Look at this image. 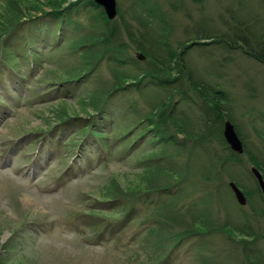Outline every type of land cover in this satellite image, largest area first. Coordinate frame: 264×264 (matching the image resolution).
<instances>
[{"label": "rangeland", "instance_id": "obj_1", "mask_svg": "<svg viewBox=\"0 0 264 264\" xmlns=\"http://www.w3.org/2000/svg\"><path fill=\"white\" fill-rule=\"evenodd\" d=\"M8 1L0 0L4 15L9 10L2 11L3 3ZM116 2L117 10L135 30L141 28L138 20L144 21L148 10L157 12L165 21L166 37L173 48L196 39L206 46L215 36L227 39L236 32L245 46L264 56V0ZM49 10L48 6L43 8ZM43 11L34 12L33 6L22 9L26 21L10 38L9 46L18 52L16 68L23 74L21 80L12 71H5L0 59V256L8 264H247L245 255H260L264 260L263 241L245 249L239 242L247 238L241 231H264V204L249 172L255 165L243 155L237 162L227 159L230 153L219 135L218 121L217 134H207L216 115L207 110L210 121L204 125V115L186 101L176 102L180 96L175 91L173 119L183 125L189 137L177 134L175 144H164L160 137L150 138L152 131L140 138L149 126L137 121L152 113L169 92L152 86L140 92L117 91L120 93L112 100L107 118L96 117L93 92L100 83L108 86L114 82L106 62L77 82L58 83L83 73L78 62L82 53H73L66 46L82 42L83 34L92 29L89 22L97 23L91 19L95 10L87 6L71 12L75 25L62 26L65 47L61 49L54 47L59 20ZM26 15H34L36 24H47L41 25L43 31L51 33L30 34L34 23ZM150 17L149 28L155 35L163 25ZM3 28L0 25V40L5 37ZM201 33L214 35L199 39ZM29 35L38 38L35 51L42 56L33 70L24 52ZM127 50L133 57L142 54L135 53L133 45ZM3 59L14 61L8 51H4ZM185 63L184 71L191 69L194 77L220 86L228 94L222 113L229 110L226 120L234 125L250 154L263 162L264 59L246 56L241 47L234 51L209 45L190 50ZM124 69L130 77L136 74L135 69ZM53 78L56 83L42 84L44 79ZM37 81L42 84L37 92L48 91L41 98L31 92L37 88ZM59 114L71 117L62 124ZM92 119L95 130L104 134L101 139L85 131L84 126H90ZM128 128L132 131L124 134ZM122 134L139 140L122 147L115 137ZM81 141L86 143L78 149ZM86 145L90 146V156L85 154ZM147 166L182 177L180 187L167 195L143 192L156 180L146 175ZM161 172L157 174L160 181L164 178ZM229 182L247 192L245 206L237 204ZM108 191L114 193L109 197L124 194L123 200L109 198L104 202L102 194ZM193 223L201 224L204 233L183 239L184 230ZM8 242L13 248L5 253L3 245Z\"/></svg>", "mask_w": 264, "mask_h": 264}, {"label": "trees", "instance_id": "obj_2", "mask_svg": "<svg viewBox=\"0 0 264 264\" xmlns=\"http://www.w3.org/2000/svg\"><path fill=\"white\" fill-rule=\"evenodd\" d=\"M67 3V6L64 7V4ZM4 6L2 8V11H6V9L9 10L8 13L5 15L0 12L1 18H0V25H2L3 33L5 34V37L0 40V49L2 56H0V59L3 60V66L6 68L5 71H12V75H14L16 78L21 80L23 77V74L19 73V70L16 68L17 62L16 60L19 59L17 57V51L14 52L12 46L10 47V38L14 31H16L19 26L26 20L23 21V13L22 9L28 10L29 7L33 6L34 12H41L43 11V8L48 6L50 8L49 12L43 11V14L50 15L53 20H59V28L56 30V35H54V47L55 49H61L62 47H65V38L64 43L62 40V31L61 28L64 25V23L69 25H75V22L72 21V11L78 10L79 8H85L87 6L90 7V9H94L95 14L92 15L91 19L94 20V22L97 20V23L89 22L92 29H90L86 34H83L81 37L82 42H80L77 46H74V44L70 43L67 47V49L73 53H82V57L78 59V62H80V65L82 67V74H80L79 77L71 79V80H59L58 83L60 84H67L71 82H77L81 79V77L86 76L89 74L98 64H101L103 62H106L110 66V69L114 76V82L110 83L108 86H104L102 83H100L97 86V89L93 92L91 100H96L94 107H95V116H99L100 118L106 119L107 114L109 111L112 110V100L119 95L120 92H117L119 90H123L122 92L125 93L129 91L130 89L132 91L140 92L143 89L151 88L152 86H157L162 89L168 90L167 98L163 100L162 103H158L154 107V111L150 114H147L146 117H144L142 120H138L137 124L140 125L143 121H145L149 127H146L145 131H142L140 134V138H142L145 133L148 134V132H152L150 134V138L153 137H160V141L164 144H175L176 143V135L177 134H184L187 137V131L183 127V125L178 124L173 119V109L175 108V104L172 100V96L174 95V92L177 91L178 95L180 96L176 102L179 101H186L198 108L200 111L202 117L204 115L203 123L210 121L208 116V111L214 113L216 115V120L213 118L211 120V123L207 127V134L215 136V132L217 134V128L215 121L219 122L218 132L221 137V140L223 142V145L226 147V149L229 151V156L227 159L230 162H237L241 155H237L233 153L225 144V141L222 137V128L221 124L225 119H227L228 111L226 114L222 113L221 107L223 102L228 101V94H226L220 86L214 85V84H207V81L203 79L196 78L192 75L191 69L187 68V70H183V67L186 66V56L189 53L190 50L196 49V48H206V46L209 45H218L221 46V48H228L229 50H240L245 51L246 56L250 58H254L256 60H262L264 59V56H260L257 54L256 50L253 48H249L245 46L247 43L245 40L240 37L236 32H234L231 35V38H224L223 36H215L216 39L212 42H207V45L205 46L202 44V42H199L196 40H187V42H183L180 47L173 48L170 43L168 42V37H166V25L163 18L157 14V12L148 10V12L151 14V16L160 22L162 24V28L159 27L160 31L157 34H153L150 30V21L151 17L150 14L147 13V18L143 20H138L139 24L141 25V28L135 30L129 24L124 20L123 16L121 15L120 11H118L117 17L109 21L105 17L103 10L98 5L94 4L93 0H45L44 3L40 2L39 0H30V1H17V0H10L8 3H3ZM64 13L62 14V11ZM146 14V13H144ZM28 16V15H26ZM31 22H36V18L34 15L28 16ZM12 19V20H11ZM41 25L47 26V24L42 23ZM40 24H33V31H31L30 34H36L41 33L43 31V28ZM169 29V28H168ZM78 30V29H77ZM43 32H46L47 34H50L51 32L49 30H45ZM10 33V34H9ZM214 35V34H211ZM210 34H202L199 37V39H208L211 36ZM123 37L125 40H123ZM230 37V36H229ZM60 38V39H59ZM80 39V38H79ZM38 41V38L33 37L32 35H29V37L26 39V52L27 56L29 57V63L30 68H34L35 65L38 64V60L42 58L38 53H36L35 44ZM229 41V43H226ZM40 42H43V38L40 40ZM4 43L5 46L2 44ZM243 43V44H242ZM133 45V51L135 53L140 52L145 57L143 61H140L137 59L136 56H132L131 53L128 52V48ZM244 49V50H242ZM4 51H8L10 55L14 58V61H5L3 59V53ZM16 57V58H15ZM1 62V61H0ZM130 67V69H135L136 74L132 75L133 77H130L126 70L124 68ZM122 70H119L121 69ZM6 73V72H5ZM176 73V75H175ZM61 79V78H59ZM42 84L49 86L51 83H56L57 81L53 78L51 81H48V79H44ZM38 84V85H37ZM41 82H35V85L37 88H33L31 90L32 94L34 96H37L41 98L45 94L48 93V91L44 92H37V89L40 85H42ZM184 85V86H183ZM19 88V87H18ZM51 90V87L48 89ZM190 94L194 96H189ZM89 98V97H88ZM197 99V100H196ZM200 100V103L199 101ZM83 110H87L86 107H82ZM208 110V111H207ZM92 114L87 116V119L90 118ZM95 116H92L94 119ZM71 116H68L66 118H63V114H59L58 118L61 119L60 123L65 124ZM92 119L90 121V126H84L86 129L87 135H90L93 138H100L104 137L103 133H101L98 130H95V121ZM171 120V121H169ZM126 128V127H125ZM152 128V130H150ZM132 128H128L124 134H127L131 132ZM238 133V132H237ZM124 134H122L120 137L115 136L116 140L119 141L120 145L123 147L125 145L132 146L135 144V142L139 139L136 137H123ZM205 134V133H204ZM86 135V137H87ZM239 135V133H238ZM240 137V136H239ZM241 139V137H240ZM98 143L102 144L106 147L104 143H102L99 139H94ZM87 141V140H86ZM86 141H81L80 144L86 143ZM243 146H244V152L243 156H246L251 164L255 165L263 174L264 177V161L260 162L258 161L245 147L244 141L241 139ZM92 144V143H90ZM89 144V145H90ZM151 144V143H150ZM89 145H86L85 147V154L90 156L89 151ZM83 146V144L80 145V147ZM94 146V145H93ZM88 147V151L86 152V149ZM96 152H99L98 148L95 147ZM127 149V148H126ZM193 149H190V153H192ZM106 151V148H105ZM84 154V153H83ZM82 157V156H81ZM109 157V155L106 156V159ZM146 175H153L152 179H156L153 181V183L149 184V187H145L143 192L149 194L151 192H159L163 193L164 195L170 194L171 189H177L180 187V184L182 183V177L177 178L175 175L167 173L164 171H158L155 170L154 167L147 166L146 167ZM163 174L164 178L162 181H160L157 177V174ZM114 181V179H112ZM256 191L258 195L261 197L260 190L258 187H256ZM118 192L120 190L118 189ZM117 192V193H118ZM114 193L115 190H114ZM113 191L103 192V199H106L104 202H108L109 198H112L111 200L115 201H121L124 198V194L118 193L116 195H113V197L110 194H114ZM247 201H249V197L247 195V192H243ZM117 196V197H115ZM262 200V197H261ZM125 201H123L124 203ZM263 202V200H262ZM264 204V202H263ZM193 227V229H192ZM204 229L202 228L201 224L193 225L184 230V233L182 234L183 239L187 237L188 235L194 234L196 232L204 233ZM243 237L239 239L240 245L245 249L249 247L250 245H253L257 241H263L264 242V231L260 233H250L241 231L240 232ZM230 235V234H228ZM231 236V235H230ZM234 238V237H233ZM180 238L179 240H181ZM237 239V238H234ZM179 240L177 242H179ZM9 242L4 244L3 250L4 252L8 253L10 249L13 248V246L10 247L8 245ZM245 253H247L245 251ZM245 260L247 264H264V260L261 258L260 255L256 256H248L245 255ZM0 264H8L6 259H3L2 256H0Z\"/></svg>", "mask_w": 264, "mask_h": 264}, {"label": "water", "instance_id": "obj_3", "mask_svg": "<svg viewBox=\"0 0 264 264\" xmlns=\"http://www.w3.org/2000/svg\"><path fill=\"white\" fill-rule=\"evenodd\" d=\"M94 3L98 6L102 7L104 10V13L108 20H113L117 15V8H116V0H94ZM137 58L139 60H144V56L141 54L137 55ZM222 136L224 138V141L226 142L229 149L236 153V154H242L244 151L242 141L240 140L234 125L231 123L230 120H225L222 126ZM250 174L254 177L256 180V183L258 185V188L261 192L262 199L264 201V178L261 173V171L255 167H250ZM229 188L231 189L234 198L236 202L240 206H244L246 204V198L243 194V192L239 189V187L234 182L228 183Z\"/></svg>", "mask_w": 264, "mask_h": 264}]
</instances>
